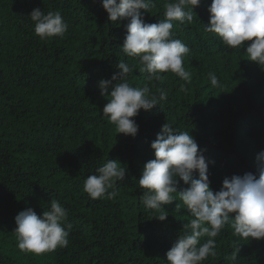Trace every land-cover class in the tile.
<instances>
[{
	"label": "trees",
	"instance_id": "16d2710c",
	"mask_svg": "<svg viewBox=\"0 0 264 264\" xmlns=\"http://www.w3.org/2000/svg\"><path fill=\"white\" fill-rule=\"evenodd\" d=\"M168 2L175 0H155L145 21L163 20ZM210 4L201 0L191 23L173 22L172 39L190 49L183 59L191 73L186 82L171 72L149 81L140 61L121 49L127 21H109L101 0H0V264H168L166 252L193 217L177 193V201L163 205L166 221L154 218L159 212L141 202L145 190L138 183L166 122L191 132L204 150L214 192L225 177L251 172L258 178L264 66L247 59L250 42L229 48L204 30ZM34 8L59 11L67 32L41 39L28 16ZM120 61L136 66L130 85L167 93L160 106L139 110L134 138L117 133L102 113L110 96L98 83L119 71ZM209 73L219 86L211 85ZM108 159L126 168L125 178L115 184V199L92 200L84 181ZM185 187L181 180L178 190ZM51 200L67 210L68 245L40 255L21 251L15 216L29 207L42 215ZM232 223L230 218L215 238L216 256L203 264H264V238L234 235Z\"/></svg>",
	"mask_w": 264,
	"mask_h": 264
},
{
	"label": "clouds",
	"instance_id": "9594fccd",
	"mask_svg": "<svg viewBox=\"0 0 264 264\" xmlns=\"http://www.w3.org/2000/svg\"><path fill=\"white\" fill-rule=\"evenodd\" d=\"M200 4L201 0L168 2L164 6V19L148 23L144 13L155 7V0H101L109 21H127L121 49L128 57L140 61L143 66L140 70L148 73L149 81L160 80L165 72L191 81V73L183 64L190 49L180 39H172V29L174 21L191 23L194 8ZM208 12L206 32L217 34L229 48H241L250 42L245 51L247 59L264 66V0H211ZM28 16L41 39L62 37L68 30L59 11L44 14L40 8H34ZM115 67L119 71L98 83L101 94L110 96L102 113L117 126V133L134 138L139 129L134 117L139 110L160 106L167 99V93L161 90L157 96L150 93L148 86L130 85L127 77L135 65L120 61ZM209 78L213 87L219 86L214 73H209ZM150 146L155 158L145 163L138 179L139 186L145 190L141 202L159 212L154 218L166 221L168 212L163 205L177 201L178 193L183 208L193 217L184 224L183 232L166 252L168 264H203L209 257H215V238L230 218L234 235L245 239L264 238V150L257 156L261 162L258 178L251 172L225 177L221 189L214 192L204 150L199 148L191 132L177 131L166 122ZM120 164L108 159L88 175L83 190L90 199H115L118 195L115 184L123 181L126 174V168ZM181 180L187 187L178 190ZM181 208L179 203L175 205V209ZM67 215V210L56 200H51L49 210L42 215L31 207L20 211L14 218L19 249L40 255L66 247L69 243V232L64 227ZM202 237L207 240L201 244ZM239 251L237 248L232 253L233 261Z\"/></svg>",
	"mask_w": 264,
	"mask_h": 264
}]
</instances>
